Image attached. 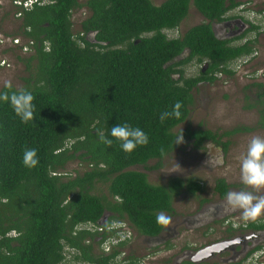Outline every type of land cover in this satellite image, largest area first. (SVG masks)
Instances as JSON below:
<instances>
[{
	"label": "trees",
	"instance_id": "obj_1",
	"mask_svg": "<svg viewBox=\"0 0 264 264\" xmlns=\"http://www.w3.org/2000/svg\"><path fill=\"white\" fill-rule=\"evenodd\" d=\"M190 4L204 21L168 37L164 30L177 28ZM240 4L86 0L89 15L76 35L71 15L82 6L79 0L14 6L32 54L25 60L24 86L0 88V264H63L66 247L77 264H117L128 240L108 251L102 246L117 234L113 221L127 222L139 235L162 231L160 213L172 211L183 182L152 184L146 173L130 167H146L176 148L173 129L187 119L192 91L215 82L218 72L230 77L234 72L227 64L256 50L257 36L232 44L212 30V22L231 18L226 13ZM246 23L249 28L234 40L248 32L259 34V25ZM193 59L206 67L186 77L177 66ZM249 86L255 93L248 106H258L257 126L264 127V82ZM241 130L250 128L231 132ZM187 133L197 146L221 142L229 134L208 129ZM222 144L225 149L227 143ZM74 158L85 162L84 170L63 172ZM99 184L105 193L97 190ZM187 186L192 194L201 190L194 180ZM229 186L220 178L215 190L224 196ZM85 224L99 228H83ZM246 226L264 230V219ZM226 231L236 230L230 224Z\"/></svg>",
	"mask_w": 264,
	"mask_h": 264
},
{
	"label": "rangeland",
	"instance_id": "obj_2",
	"mask_svg": "<svg viewBox=\"0 0 264 264\" xmlns=\"http://www.w3.org/2000/svg\"><path fill=\"white\" fill-rule=\"evenodd\" d=\"M16 1L24 0H0V88L5 84H11L15 88H22L24 78L28 76L26 58L30 51L29 40L20 32L21 19L15 13ZM86 0H79L82 4L71 15L72 31L74 35L79 32L80 22L89 15V11L83 6ZM159 5L163 0H151ZM241 4L235 9L228 11L225 17L242 16L251 19L259 25V34L248 32L240 40H234L233 44L243 42L245 39L257 36L255 44L257 59L236 69L237 61L230 62L228 68L233 75L225 76L222 73L216 75L217 80L211 84H199L192 91L193 101L189 106L187 119L177 125L173 132L176 136L177 147L167 153L159 161L152 159L147 166L136 165L130 169L146 173L147 179L152 184L168 185L172 179L181 181H197L201 190L191 194L182 189L172 199L171 206L175 213L162 214L165 218V227H171L170 236L163 245L149 246L127 222L113 221L111 228H117V234L107 238V244H116L123 239L128 240L124 247L120 248L117 264H171L175 256H180L183 248H196L207 242L222 239L226 236L227 224L231 223L236 233L243 226L247 218L264 219V127H258L259 113L256 107H249L254 101L255 90L249 86L253 82H264V0H239ZM246 6V9H240ZM252 11V12H251ZM204 18L197 12L193 4H190L187 16L177 28L164 30L168 37H178L189 27L201 23ZM250 21V20H249ZM219 30L221 22L213 24ZM221 35L225 33L221 30ZM18 39L15 43L14 40ZM186 56V55H185ZM182 58V57H181ZM181 58L174 60L177 62ZM193 59L185 65H178L183 69L186 77L197 76L204 66ZM36 65V62H32ZM249 75V77H246ZM173 77H178L176 74ZM261 106L259 105V109ZM242 127H249V131L241 130L231 132ZM211 130L222 135L220 141L228 142L224 150L219 142L207 140L197 146L194 139L190 138L187 131ZM221 143V142H220ZM158 167H152L158 165ZM85 162L79 158L67 162L63 172L74 175L82 172ZM217 178H224L232 186L246 188L251 197L257 198L256 206L248 204L247 208L239 210L235 215L230 213L228 223L212 224V221L202 222L198 227L192 220V214L196 212L197 203L200 199L208 202H218L219 198L214 192V183ZM183 181V183H184ZM99 192H106L103 184L97 185ZM245 190V189H244ZM201 208V207H200ZM250 214L251 216H246ZM191 216V217H190ZM187 218L186 221L177 222L178 219ZM104 222V221H103ZM90 230L99 227L92 224L82 225ZM261 249L264 251V234L260 240ZM115 246V245H114ZM66 260L63 264H77L72 262V251L65 249ZM107 250H110V246ZM259 252L256 253L257 257ZM264 252L260 260L264 263ZM250 258L254 259L253 256ZM248 261V260H247ZM245 261L243 264H245ZM249 264H257L251 262ZM259 264V263H258Z\"/></svg>",
	"mask_w": 264,
	"mask_h": 264
},
{
	"label": "flooded vegetation",
	"instance_id": "obj_3",
	"mask_svg": "<svg viewBox=\"0 0 264 264\" xmlns=\"http://www.w3.org/2000/svg\"><path fill=\"white\" fill-rule=\"evenodd\" d=\"M246 21L252 24L249 20L245 18L241 19V18H236V17L225 18L222 21H219L221 22V26L219 30L225 31L223 35H221V32L218 31V29H216L215 26H213L215 22H212L211 26H212V30L214 34L218 38L223 39V40H232L233 42L237 36L242 35L244 31L247 28H249V25L246 23ZM257 55L258 54L255 51V55L251 59V61L257 59L258 57ZM205 67H206V64H204L203 68L201 69H205ZM246 77H249V75H246ZM222 143H225V142H222V141L221 143L219 142L221 146L224 145ZM226 147H227V144H226ZM217 179H220V178H217ZM216 180L214 183V192L216 196L219 198V201L218 202H208V201L200 199V201L197 203L196 212H194L191 215L193 217L192 220L196 224L195 227H198L199 224H201L202 222H208V221L209 222L212 221V224L213 223L214 224L220 223L221 225L227 224L228 219H229L228 216L230 213L235 215L236 213H238L239 210H243L247 208L248 204L250 203H253V206H256L257 198L250 196L249 194L250 192L246 191L247 187L241 189V187L232 186L229 182L226 181V179L224 180L230 186L228 187V191L226 192V194L224 196H220L218 191L215 190ZM189 181L188 180L184 181V183L182 184L183 185L182 189H184V191L185 189L188 191L187 184ZM198 192L199 191H196L195 193H198ZM162 214H165V215L170 214V216L175 215L173 208L171 212L164 211L160 213V215ZM246 216H251V215L247 214ZM262 219L263 218L261 219L247 218L246 220H244L245 223H243V226L241 228H238V231L236 233L228 234L226 233L227 231L225 230L226 236L222 239L214 240V242H217L220 240L234 239V238H237V242L232 245H229L228 247H225L219 253H213L209 257H205V256L200 257V255H197L196 253L198 252L199 249L211 244L210 242H207L196 248H183L182 250H180L181 255L175 256V258L172 259L171 264H236L240 261H242V264H243L247 260L248 261L245 264H249L251 262H254L257 264L258 263L264 264L260 260V258L262 257V253L264 251L262 250L260 251L261 243H259L260 240L262 239V235L264 234V230H253L252 228H249L246 226L250 221H261ZM186 220L187 218L184 217L182 219H178L177 222L179 223L181 221H186ZM165 221L166 220L164 218V228L157 236L150 237V236L141 235L144 242L149 243L150 247L156 246V244L162 243L160 245H163L166 243L164 242V240H166L167 237L170 236L169 232L171 231L172 228L169 226L165 227ZM230 224L231 223L227 224L226 229L228 228ZM258 246H260V248L252 251ZM257 252H259L258 257L256 255ZM195 254H196V258H200V259H197L196 261H192L191 258ZM251 256H253L254 259L250 258ZM167 262L168 260L164 264H167Z\"/></svg>",
	"mask_w": 264,
	"mask_h": 264
},
{
	"label": "water",
	"instance_id": "obj_4",
	"mask_svg": "<svg viewBox=\"0 0 264 264\" xmlns=\"http://www.w3.org/2000/svg\"><path fill=\"white\" fill-rule=\"evenodd\" d=\"M236 242H237V238L213 242V243L199 249L196 254L200 255V257H203V256L209 257L213 253H219L225 247H228L229 245H232ZM196 254L191 258L192 261H196L197 259H200V258H196Z\"/></svg>",
	"mask_w": 264,
	"mask_h": 264
},
{
	"label": "built area",
	"instance_id": "obj_5",
	"mask_svg": "<svg viewBox=\"0 0 264 264\" xmlns=\"http://www.w3.org/2000/svg\"><path fill=\"white\" fill-rule=\"evenodd\" d=\"M32 1L33 0H25V1H23V2H20V1H16L15 3L16 4H20V3H22V5L23 6H29V4H31L32 3ZM240 9H246V6H241L240 7ZM252 12V11H251ZM264 14V13H263ZM248 20V19H247ZM250 20V22L252 23V24H255L254 23V21L253 20H251V19H249ZM255 25H257V24H255ZM14 42L15 43H17L18 42V39H15L14 40ZM254 54H250V55H247V56H244L243 58H242V60H239L240 61V63L238 64H236V69H239L240 68V66L243 64V65H245V64H247L249 61H250V59L252 58V56H253ZM101 229V228H100ZM122 238L124 239L125 238V236H123L122 235ZM122 240V239H121ZM121 240H119V241H121ZM118 241V242H119ZM117 242V243H118ZM116 243V244H117ZM116 244H107V240L103 243V248L105 249V251H108L107 249H108V247L110 246V248H111V246H114V245H116ZM262 262V261H261Z\"/></svg>",
	"mask_w": 264,
	"mask_h": 264
},
{
	"label": "clouds",
	"instance_id": "obj_6",
	"mask_svg": "<svg viewBox=\"0 0 264 264\" xmlns=\"http://www.w3.org/2000/svg\"><path fill=\"white\" fill-rule=\"evenodd\" d=\"M241 17H242V16H241ZM244 41H245V40H244ZM29 44H30V50H31V42H29ZM251 54H254V55H255V51L252 52ZM248 55H250V54H248ZM254 55L252 56V58L254 57ZM244 56H247V55H242V56H240V57H238V58H236V59H234V60H232V61H230V62H233V61L235 62V61H237V60H239V59H242ZM252 58H251V59H252ZM251 59H250V60H251ZM230 62H229V63H230ZM249 62H250V61H249ZM249 62H248V63H249ZM229 63H228V64H229ZM228 64H227V68H228ZM231 71H232V70H231ZM218 73H222V72H218ZM222 74H223V73H222ZM122 223H125V222L123 221ZM125 239H126V238H125ZM121 241H122V240H121Z\"/></svg>",
	"mask_w": 264,
	"mask_h": 264
}]
</instances>
